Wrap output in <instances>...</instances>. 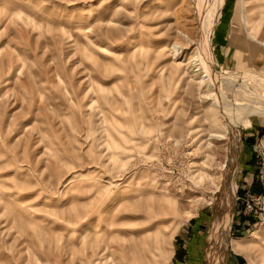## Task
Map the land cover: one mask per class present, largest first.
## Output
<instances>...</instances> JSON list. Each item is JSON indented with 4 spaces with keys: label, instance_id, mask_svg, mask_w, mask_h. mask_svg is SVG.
I'll return each instance as SVG.
<instances>
[{
    "label": "rangeland",
    "instance_id": "374dc122",
    "mask_svg": "<svg viewBox=\"0 0 264 264\" xmlns=\"http://www.w3.org/2000/svg\"><path fill=\"white\" fill-rule=\"evenodd\" d=\"M215 3L0 0V264H172L186 225L264 264V111L225 112L264 105V0H223L212 61Z\"/></svg>",
    "mask_w": 264,
    "mask_h": 264
},
{
    "label": "bare ground",
    "instance_id": "6f19581e",
    "mask_svg": "<svg viewBox=\"0 0 264 264\" xmlns=\"http://www.w3.org/2000/svg\"><path fill=\"white\" fill-rule=\"evenodd\" d=\"M215 6H216V8H215V10H216V15H215V17H214V19H212L213 21H212V24L211 25H209V27H207L206 29H204L205 31H204V33H205V39H203V40H205L203 43V46H204V49H205V51H203V52H205V54H209V56L211 57V59H212V61H216V56H215V54L213 53V47H212V45H211V43H212V31H213V26H214V24H215V22H216V19H217V17H218V14H219V11L221 10V7H222V4H223V0H215ZM241 5L242 4H239L238 6L241 8ZM239 9V8H238ZM239 11V10H238ZM221 12V11H220ZM204 13V12H203ZM214 13V12H213ZM220 15V14H219ZM214 16V15H213ZM207 20V19H206ZM211 22V21H210ZM202 49V48H201ZM205 59V58H204ZM203 59H201V61H202ZM204 62V61H203ZM202 62V63H203ZM201 63V62H200ZM201 63V64H202ZM206 68V67H205ZM207 68L209 69H207V70H205V72H207V73H205L206 74V77H208V79L211 81V82H213L214 84H215V86H217V85H219L220 84V86H219V89H221L222 87H221V84H225V83H217L216 82V80H217V78H216V74H215V71L211 68V67H209V66H207ZM211 69V70H210ZM218 74V73H217ZM219 75H221V74H219ZM225 75V74H224ZM233 76V75H232ZM236 77H238V76H236ZM235 76L233 77V78H236ZM246 77H247V75H245L244 77H243V82L242 83H245V84H248V83H246L245 82V79H246ZM264 77V76H263ZM263 77H260V84H263L264 85V78ZM220 78V77H219ZM222 78V77H221ZM224 78H225V76H224ZM242 78V77H241ZM252 79V78H251ZM255 80H256V78H254ZM253 79V80H254ZM257 79H258V77H257ZM221 80H223V79H221ZM239 80V77L237 78V81ZM228 81V80H227ZM231 81V80H230ZM229 81V82H230ZM248 81V80H247ZM262 81H263V83H262ZM229 82H228V84H229ZM254 82V81H253ZM240 83V82H239ZM255 83V82H254ZM251 84V83H250ZM226 85H227V83H226ZM231 85V84H230ZM223 86V85H222ZM224 90V89H223ZM219 92H221L220 90H219ZM224 93V92H223ZM222 94V93H221ZM216 95V94H215ZM217 98L219 99L220 98V94H218V96H217ZM220 101V100H219ZM259 101V100H258ZM221 103H224V104H227L226 102H225V99L224 100H221L220 101ZM220 103V104H221ZM223 105V104H222ZM233 107V106H232ZM264 111V105L262 106V105H260V106H257V107H255V108H250L249 110H248V112L246 113V114H244L243 116H242V119L240 120V121H242V122H238V121H236L235 119H234V117L230 114V111H229V108L227 107V106H225V112H227L228 113V115H229V121L230 122H233L232 124H234V126L232 127V125H231V131H234V132H238V128L240 127V125H243V124H245L246 123V121H247V116L248 115H250V114H254V113H258V112H263ZM243 112V111H242ZM261 114V113H260ZM241 116V115H240ZM242 123V124H241ZM236 134V133H235ZM235 185V184H234ZM231 226H232V221L231 220H228V222H227V224H223V223H219L218 225H216V228L213 230V234L211 233V235H212V243L213 244H216V245H218L219 244V242L218 241H220L219 240V238H221L224 234H225V232H229V230L231 229ZM261 233V232H260ZM261 236V235H260ZM260 236H259V234H256V237H257V239H259L260 238ZM209 238H210V236H209ZM210 240V239H209ZM208 240V241H209ZM210 242V241H209ZM210 244V243H209ZM208 244V245H209ZM236 249L237 248H240V244L238 243V242H235V244L233 245ZM214 248H216V246L214 247ZM218 248V247H217ZM211 249V248H210ZM217 250V249H216ZM208 251H209V249H208ZM214 251V250H213ZM210 253H212L211 251H210ZM214 254V253H213ZM215 255V254H214ZM210 256V255H209ZM215 262V261H214ZM218 263V262H217ZM212 264V263H211Z\"/></svg>",
    "mask_w": 264,
    "mask_h": 264
},
{
    "label": "crops",
    "instance_id": "0c3cea01",
    "mask_svg": "<svg viewBox=\"0 0 264 264\" xmlns=\"http://www.w3.org/2000/svg\"><path fill=\"white\" fill-rule=\"evenodd\" d=\"M261 127H264V122L262 121L258 124V128H261ZM244 186L246 187V185H243V188H245ZM252 191L256 193H263L262 188L260 186L259 187L256 186L255 184H253ZM190 227H192L191 230L186 225L183 231L177 234L178 237L176 239V246L174 248L173 255H172L173 257L172 264H197V255H194V252H195L194 246L197 243V238L196 239L194 238L193 245H191L188 243L189 242L188 236L192 235V232L195 234L198 231H197V226L194 227V225H190ZM255 232H254V237L256 238ZM238 239H241V237H239ZM234 241L238 242L237 240H234ZM242 251L233 250L234 254H231V258L229 259L228 264H248V260L243 255Z\"/></svg>",
    "mask_w": 264,
    "mask_h": 264
},
{
    "label": "built area",
    "instance_id": "2783aa9c",
    "mask_svg": "<svg viewBox=\"0 0 264 264\" xmlns=\"http://www.w3.org/2000/svg\"><path fill=\"white\" fill-rule=\"evenodd\" d=\"M242 203L245 214L261 219L260 224L264 223L261 218L262 212L264 211V194H258L251 190H247L242 198Z\"/></svg>",
    "mask_w": 264,
    "mask_h": 264
}]
</instances>
